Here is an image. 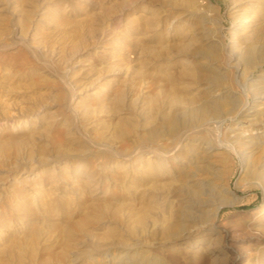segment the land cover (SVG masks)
<instances>
[{
	"label": "rangeland",
	"instance_id": "1",
	"mask_svg": "<svg viewBox=\"0 0 264 264\" xmlns=\"http://www.w3.org/2000/svg\"><path fill=\"white\" fill-rule=\"evenodd\" d=\"M196 1L199 9H189L186 0H0V264H28L20 251L37 227H51L39 245L54 246L62 210L73 209L78 220L79 204L117 195L128 207L122 219L105 218L78 235L70 264H251L261 258L264 94L255 106L247 82L264 86V72L235 68L225 54L240 36L262 31L264 0H210L209 10ZM205 11L217 13L222 25L215 36L226 46L220 58H203L208 46L188 57L169 50L183 37L189 43L200 26L197 14ZM156 31L163 44L155 42ZM194 67L206 74L196 80L189 75ZM212 71L226 78L214 90ZM226 90L246 106L228 112ZM173 92L201 97L200 103L218 99L222 113L172 137L162 122ZM156 95L153 142L142 122ZM123 142L131 147L122 149ZM226 186L237 202L215 215L217 204L203 206L201 198ZM148 202L155 203L151 224L136 231L132 211ZM190 203L192 217L184 218ZM200 213L215 229L201 230L210 219L202 222ZM169 214L180 231L164 230ZM112 228L114 245L100 247Z\"/></svg>",
	"mask_w": 264,
	"mask_h": 264
},
{
	"label": "bare ground",
	"instance_id": "2",
	"mask_svg": "<svg viewBox=\"0 0 264 264\" xmlns=\"http://www.w3.org/2000/svg\"><path fill=\"white\" fill-rule=\"evenodd\" d=\"M203 1L206 2L205 8L209 10L211 7L210 0H203ZM186 2H188L187 6L189 7V9L198 8V4H197L198 2L196 0H188V1L186 0ZM240 9L241 7H239V10ZM205 12L206 13L203 14L202 13L197 14V16H199L198 21L200 26L198 28V32L193 33L194 35L192 36L191 40L188 41L189 43H186L185 41L186 39H184L185 37H183L182 42L178 41L175 44H170L168 48L169 50L171 48L177 47V49L180 50L181 54H183L185 57H188L189 55L195 54V52L197 51L201 52L205 46H208L207 47L208 49H205L201 52L202 57L209 58L211 60L214 58H218V59L220 58L221 51L222 50L225 51L226 46L224 45L225 43L223 39L220 38V40H218V38L216 39L215 36H217V30L219 33L222 25L218 21V18L216 17L217 13L215 12L213 14L210 13L211 14L210 15L207 13V11ZM261 24H262L261 25L262 31H259V33L256 36L254 37L240 36L236 41V43L231 44L230 51H228L225 54L226 61L233 63L235 68L243 67L244 70L251 69L254 71L256 67L262 66V71L264 72V23L262 22ZM156 32H157L156 34L157 39L155 40V42L159 44H163L165 42L164 35L161 34L162 32L160 31H156ZM236 35L238 37V34ZM189 51H191L190 54ZM200 74H206V73H200L195 67L189 70V75L191 77L196 78V80L201 79ZM210 78L211 81H213V84H211L210 86L211 87L210 90L211 89L214 90V88L217 87L216 84L218 83L216 82L220 81L223 78L226 79L224 77V74L218 72L216 73L213 71L212 74L210 75ZM261 80L264 84V76L261 77ZM247 86L250 87L251 89L254 88L255 106L262 104V102L258 100L263 97L262 95L264 94V86L257 84L256 81L253 79L247 82ZM227 92H229L228 94L229 100H226L225 102L231 104V107L227 109L228 112L232 113L233 110L237 108L242 109L244 106H246L245 101L243 103L237 101V97L235 96V94L231 92V90L230 91L228 90ZM159 99H160L159 95H156L154 98L151 99L152 111H149L148 115L143 119L142 122L143 126L150 125L149 127L150 134L147 140L149 141L153 140V142H155L154 141L155 138L159 137L157 130L158 128L157 125L154 123V115H153V111H156L155 106H157L156 104L157 101H159ZM119 100H121V98ZM200 100L201 97H198L196 95H193L191 98H186L185 96H181L177 92L172 93L171 101H170L171 102L170 110L167 114L164 115V120L162 122L165 126H167L170 136L176 137L178 133V129L180 127L186 126L189 123H194V122L200 123L211 113L216 115L222 113L223 104L220 105L221 101H218V99L214 101L207 100L201 103ZM120 137H123V133H121ZM137 139H139V137ZM58 146L60 152L64 150L63 142H60ZM121 147L122 149H129L131 147L130 142H123ZM249 168L250 165H248L247 170H249ZM151 170H152L151 168H149L148 170H140L139 178L147 176L152 172ZM183 175H185V173H183ZM261 182L264 186V177L262 178ZM237 186L242 187L240 183H237ZM195 192L197 193L196 195H200L202 193L200 189ZM207 195H208L207 198H201V200L204 203L203 206H208V205L211 206L217 204L215 215L222 205H226V204L233 205L235 202H237V199L233 197V195L237 196L235 191L227 186L224 189H220L217 191L210 190V192H208ZM115 198L119 200L120 196L117 195L115 197H110L103 201L93 200L92 202H89L85 205L81 204L82 206L79 203H86V202H79V203L77 202L79 205L77 206L76 214L80 215V218L78 220H74L73 218L74 217L73 209L68 208L66 210L65 209L62 210L60 219L64 221V224L61 226V223L57 221L55 223V225L57 224V226L55 227L59 233V239H57L56 243H53L54 246L42 247L39 245L41 238L43 239L45 236L47 238L49 237L47 235L49 232L48 228L51 227H43V228L37 227L35 229H32L29 235L25 237L26 240L24 242L26 243L25 245L26 247L24 248L25 251L24 250L20 251L21 254L26 258L28 264H32L31 263L32 261H36L37 264H70L69 262H70V255L72 253V249L79 242L77 238L78 235L87 236L86 233H88L89 228L91 227L93 228L99 225L101 223V220L105 218L114 221H119L120 219H122V215L124 211L128 209V207L126 206L125 203L119 202ZM187 200L189 201V199ZM154 207H155V203L148 202V203H144L143 206L138 210L135 209L132 211L133 213H135L134 229L136 231L144 230L149 226V224H151L150 220ZM193 208H194L193 203L187 204L185 206V209L183 211L184 212L183 216H185L184 218L192 217ZM177 216L178 215H176L175 217ZM171 218L172 216L169 214V216H167V218L165 219L167 226L165 227L164 230L169 232L180 231V229L182 228L180 222L178 220L170 221ZM195 219L196 218H194L193 220ZM198 219L201 220L202 222H205L206 219H210V222L206 224H202L200 226L201 230L215 229L213 219L211 220V218H206V213H200ZM259 226L264 232V224H259ZM114 236H115V229L112 228L106 234H104L103 237H101L102 241L99 246L105 247V246L114 245V240H113ZM216 253H217L216 251H213V254ZM260 255L261 258H256L257 259L256 262L255 263L251 262V264H264V249L260 251Z\"/></svg>",
	"mask_w": 264,
	"mask_h": 264
}]
</instances>
